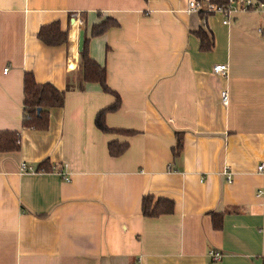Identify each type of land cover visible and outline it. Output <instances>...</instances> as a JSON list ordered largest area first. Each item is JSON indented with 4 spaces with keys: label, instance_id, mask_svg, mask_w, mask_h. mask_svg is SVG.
Here are the masks:
<instances>
[{
    "label": "crops",
    "instance_id": "obj_1",
    "mask_svg": "<svg viewBox=\"0 0 264 264\" xmlns=\"http://www.w3.org/2000/svg\"><path fill=\"white\" fill-rule=\"evenodd\" d=\"M186 7L0 0V131L19 132V149L0 152V264H264V13L240 11L226 25ZM105 17L117 24L91 37ZM51 21L67 42L36 36ZM80 29L119 97L104 116L119 131L95 125L115 95L82 80ZM217 63L227 64L225 76L212 72ZM25 72L64 90L46 129L21 127ZM113 140L127 143L118 156L108 152ZM42 160L51 170H37ZM22 161L32 171H20ZM146 195L172 200L173 210L144 215Z\"/></svg>",
    "mask_w": 264,
    "mask_h": 264
},
{
    "label": "trees",
    "instance_id": "obj_2",
    "mask_svg": "<svg viewBox=\"0 0 264 264\" xmlns=\"http://www.w3.org/2000/svg\"><path fill=\"white\" fill-rule=\"evenodd\" d=\"M221 1V0H217ZM117 24L111 17H105L98 23L91 26V37L102 34L111 26ZM195 34L199 38L200 49L209 50L211 39L207 32L198 29ZM36 36L47 45H57L67 42L68 35L66 30H61L58 21H51L41 25ZM88 39L84 37L82 50L79 52V65L81 68V78L86 82H98L103 91L115 95L113 103L98 111L95 116V125L103 132L119 131V129L108 128L104 123V116L107 112L115 110L119 105V97L112 91L105 82V69L92 59L87 51ZM23 94H22V116L21 127L27 129L43 130L48 125V110L51 107L61 106L64 100V90L56 88L50 82L37 83L31 72L23 75ZM175 144L172 147L174 158L182 150V136L175 133ZM126 142L109 141L107 148L112 156H118L126 149ZM19 149V132L15 130L0 131V152ZM37 170L49 171L51 167L47 160H42ZM173 210V202L170 199L158 197L153 201L152 196L146 195L141 199V211L146 216H158L170 213ZM214 225L217 226L218 224Z\"/></svg>",
    "mask_w": 264,
    "mask_h": 264
},
{
    "label": "built area",
    "instance_id": "obj_3",
    "mask_svg": "<svg viewBox=\"0 0 264 264\" xmlns=\"http://www.w3.org/2000/svg\"><path fill=\"white\" fill-rule=\"evenodd\" d=\"M240 11H255L264 13V0H187L186 12L197 13L201 16L202 22L205 23V19L208 15L218 13L221 16V22L228 25L231 22L232 17ZM77 17V15H76ZM258 33L264 37V28L258 27ZM228 66L225 63H217L212 66V72L219 75L225 76L227 74ZM222 103L227 102V92L222 90L220 92ZM263 164L258 166V170L263 169ZM20 171H32V167L27 165L25 162H21L19 165ZM227 182L232 180V173L228 167H224L222 170ZM258 191V195L261 194ZM208 255L213 260H219L221 253L217 250H210Z\"/></svg>",
    "mask_w": 264,
    "mask_h": 264
},
{
    "label": "water",
    "instance_id": "obj_4",
    "mask_svg": "<svg viewBox=\"0 0 264 264\" xmlns=\"http://www.w3.org/2000/svg\"><path fill=\"white\" fill-rule=\"evenodd\" d=\"M83 39H84L83 30L80 29L79 32H78V41H77V50H78V52H80L82 50Z\"/></svg>",
    "mask_w": 264,
    "mask_h": 264
}]
</instances>
